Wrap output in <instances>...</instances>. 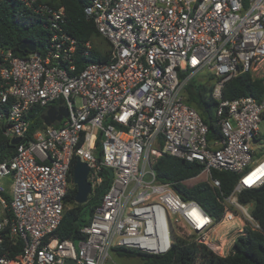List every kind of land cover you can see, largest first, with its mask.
I'll use <instances>...</instances> for the list:
<instances>
[{
	"label": "built area",
	"instance_id": "built-area-1",
	"mask_svg": "<svg viewBox=\"0 0 264 264\" xmlns=\"http://www.w3.org/2000/svg\"><path fill=\"white\" fill-rule=\"evenodd\" d=\"M7 1L40 17L49 37L25 56L0 46V123L9 140L20 137L13 155L0 154V264H11L9 249L18 244L13 264H117L113 247L164 254L173 234L225 257L247 227L260 229L237 194L264 182V158L254 156L264 95L224 99L222 87L242 73H264V0H88L84 14L108 42L109 60L81 69L62 6H0ZM91 48L87 41L86 55ZM202 70L215 78L218 140H208L207 125L185 101L186 83ZM61 99L66 115L29 135V110L57 108ZM163 153L201 164L199 176L213 187L220 182L212 170L238 176L221 197L218 221L156 179L153 164ZM74 157L89 167L92 190L102 168L113 172L76 242L54 234Z\"/></svg>",
	"mask_w": 264,
	"mask_h": 264
},
{
	"label": "trees",
	"instance_id": "trees-1",
	"mask_svg": "<svg viewBox=\"0 0 264 264\" xmlns=\"http://www.w3.org/2000/svg\"><path fill=\"white\" fill-rule=\"evenodd\" d=\"M59 7L65 11L66 29L78 41L76 50V63L78 68H83L91 62L108 61L109 45L101 37L91 19L84 14V6L88 0H39ZM106 43L107 48L101 50L96 47L95 39L98 37ZM49 31L42 25V19L35 16L26 7L7 1L0 6V46L10 49L14 54L25 56L29 51L21 49L24 40H30L41 49L47 42ZM89 41L92 48L88 55L85 54V43ZM210 76V82L201 85L196 91L190 84L185 87V101L197 110L203 122L208 127V140L221 138L219 126L216 123L215 108L217 101L212 97L215 78ZM264 95V73L255 76L251 72L242 73L226 81L222 87L224 99H234L242 96H252L260 99ZM44 107L33 106L28 114V134L44 128L46 125L41 119ZM55 126H57L55 124ZM98 152L101 150L100 141L97 140ZM15 146L2 132L0 126V154L2 157L13 155ZM73 158L72 163L75 162ZM73 167V165H72ZM156 179L160 182L171 183L173 189L184 200H195L213 218L218 221L223 212L222 196H227L233 190L238 176L233 172L212 170V176L217 178L220 186L213 187L207 180L199 179L193 183L189 181L199 177L202 165L198 162H187L183 159L163 153L153 164ZM99 175L100 183L93 188L85 203H76L74 196L76 186L72 182V169L69 175V186L64 198L65 209L59 226L54 234L59 240L71 239L74 242L84 236L80 228L90 221L95 207L100 203L103 195L108 190L113 172L109 168H102ZM240 203L251 206V214L259 224L260 229L246 228V234L237 238L234 243L235 252L221 257L214 254L205 245L200 244L187 236L173 234L170 249L164 254H149L137 249L123 246L112 248L114 257H138L142 264H264V182L252 188H246L237 194ZM4 246L0 245V253ZM21 252V244L9 249L8 256L14 258L11 264L16 263Z\"/></svg>",
	"mask_w": 264,
	"mask_h": 264
},
{
	"label": "water",
	"instance_id": "water-1",
	"mask_svg": "<svg viewBox=\"0 0 264 264\" xmlns=\"http://www.w3.org/2000/svg\"><path fill=\"white\" fill-rule=\"evenodd\" d=\"M21 49L24 51H35L36 44L30 40H24L21 44ZM59 107L49 106L45 113L41 115V119L46 126L54 124L56 121H60L62 117L66 115V108L62 105L63 100H59ZM1 126V123H0ZM20 141V137H14L10 139L12 145H16ZM89 167L85 162H82L79 158L75 159L72 167V182L76 186V193L74 200L76 203H85L92 191L91 182L88 180ZM69 263H73L71 259Z\"/></svg>",
	"mask_w": 264,
	"mask_h": 264
},
{
	"label": "rangeland",
	"instance_id": "rangeland-1",
	"mask_svg": "<svg viewBox=\"0 0 264 264\" xmlns=\"http://www.w3.org/2000/svg\"><path fill=\"white\" fill-rule=\"evenodd\" d=\"M95 45L97 48L104 50L107 48L106 43L101 39L99 36L97 39H95ZM210 73L206 70L199 71L195 73L189 81L186 83L187 87L192 84L194 86V89L198 91L201 88V85L206 84L210 82ZM212 75V74H211ZM256 75H260V72H256ZM215 82V81H214ZM185 85V87H186ZM77 102H79L77 100ZM259 134L261 139L257 141L254 145L255 150V157L258 158V160H261L264 158V120L259 124ZM199 179H202L201 176L198 178L192 179L189 182L193 183L195 181H198ZM113 260L117 264H142V261L138 257H131V258H125V257H114L112 255Z\"/></svg>",
	"mask_w": 264,
	"mask_h": 264
},
{
	"label": "bare ground",
	"instance_id": "bare-ground-1",
	"mask_svg": "<svg viewBox=\"0 0 264 264\" xmlns=\"http://www.w3.org/2000/svg\"><path fill=\"white\" fill-rule=\"evenodd\" d=\"M259 173H260V172L253 174V175L250 177V180L253 179V178H257V175H258Z\"/></svg>",
	"mask_w": 264,
	"mask_h": 264
}]
</instances>
